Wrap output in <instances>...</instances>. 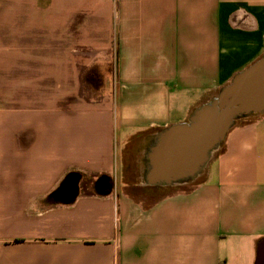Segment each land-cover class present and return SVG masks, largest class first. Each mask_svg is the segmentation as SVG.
I'll return each mask as SVG.
<instances>
[{
  "label": "crops",
  "instance_id": "obj_1",
  "mask_svg": "<svg viewBox=\"0 0 264 264\" xmlns=\"http://www.w3.org/2000/svg\"><path fill=\"white\" fill-rule=\"evenodd\" d=\"M263 54L264 0H0V264H255L264 113L192 183L149 176Z\"/></svg>",
  "mask_w": 264,
  "mask_h": 264
},
{
  "label": "water",
  "instance_id": "obj_2",
  "mask_svg": "<svg viewBox=\"0 0 264 264\" xmlns=\"http://www.w3.org/2000/svg\"><path fill=\"white\" fill-rule=\"evenodd\" d=\"M263 113L264 54L234 75L214 97L194 108L186 122L159 133L152 151L149 183L169 186L192 183L239 119ZM69 185L70 180L58 191L65 200L77 193L76 190L70 194ZM255 264H264V240L258 247Z\"/></svg>",
  "mask_w": 264,
  "mask_h": 264
},
{
  "label": "rangeland",
  "instance_id": "obj_3",
  "mask_svg": "<svg viewBox=\"0 0 264 264\" xmlns=\"http://www.w3.org/2000/svg\"><path fill=\"white\" fill-rule=\"evenodd\" d=\"M185 187H187V186L186 185L185 186H182V187L181 186H178V188H185Z\"/></svg>",
  "mask_w": 264,
  "mask_h": 264
}]
</instances>
